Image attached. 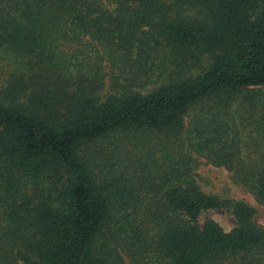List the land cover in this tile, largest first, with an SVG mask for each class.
Masks as SVG:
<instances>
[{"label":"trees","instance_id":"16d2710c","mask_svg":"<svg viewBox=\"0 0 264 264\" xmlns=\"http://www.w3.org/2000/svg\"><path fill=\"white\" fill-rule=\"evenodd\" d=\"M1 51L0 264H264L197 173L264 209V0H0Z\"/></svg>","mask_w":264,"mask_h":264},{"label":"rangeland","instance_id":"374dc122","mask_svg":"<svg viewBox=\"0 0 264 264\" xmlns=\"http://www.w3.org/2000/svg\"><path fill=\"white\" fill-rule=\"evenodd\" d=\"M0 63L2 66L0 69V82L2 81L1 83H3L12 67H15V59L10 52L1 51ZM246 94L251 95L250 93L244 92V95ZM246 106L239 104L236 106V110H238V117H249V107ZM191 113L192 111L188 113V116L191 115ZM197 173L199 175V184L201 189L206 194L214 195L223 199L246 202L256 211L255 223L261 227H264V209L256 203V201L244 187L234 181L232 174L222 168H216L206 164L201 165L198 168ZM204 217L214 220L225 231L231 230L235 223L233 216L223 209L212 210L205 213L202 216L201 221Z\"/></svg>","mask_w":264,"mask_h":264}]
</instances>
